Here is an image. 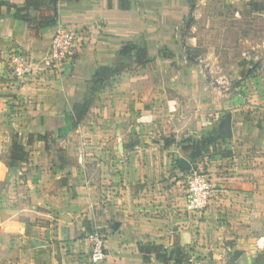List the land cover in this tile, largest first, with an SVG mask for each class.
<instances>
[{
	"label": "crops",
	"instance_id": "obj_1",
	"mask_svg": "<svg viewBox=\"0 0 264 264\" xmlns=\"http://www.w3.org/2000/svg\"><path fill=\"white\" fill-rule=\"evenodd\" d=\"M2 1L21 6L26 0ZM191 10L186 0H133L129 10L121 9L120 0H81L61 2L58 25L52 28L38 30L11 17L0 19V264H164L155 254L142 253L140 246L148 243L169 251L179 245L194 264H264L263 121L236 119L237 110L232 111L233 136L227 146L233 157L225 159L220 151L211 153L210 159L205 157L219 188L204 213L205 221L197 226L179 214L186 203L176 195L177 186L170 190V199L157 195L161 184L153 180L161 166L146 163L156 155L155 145L159 147V143L144 144L152 139L153 135L147 134L150 126L161 123L172 129L176 143L160 150L181 164L177 143L183 137L199 138L212 124L220 129L224 110L232 104L241 105L237 103L240 93L225 103L196 99L192 69L162 68L170 57L158 48L166 47L174 60L179 59V31L189 28L184 27V20ZM7 12L2 7L1 13ZM64 24L84 33L88 29L82 34L84 50L73 73L64 77L65 83L59 79L19 84L5 74V52L22 49L41 59L55 29ZM128 42L147 44L153 62L140 67L139 72H123L109 81L122 82L115 86L118 95L108 109L119 110L124 130L102 136L103 155L109 163L103 164L107 179L103 190L108 198L99 206L92 194L94 187H84L70 163L53 164L54 153L42 145L47 133L62 128L66 102L77 95L80 85L100 67L112 66ZM262 77L259 83L252 80L250 99L264 115V69ZM156 79L159 82L155 83ZM179 123L190 127L186 131ZM130 141L135 144H128ZM14 142L25 147L28 154L24 160H13ZM247 155L252 159L247 161ZM111 179L120 183L117 191L131 181L149 184L144 192L149 199H144L141 191L130 202L112 195L115 187L110 186ZM96 221L104 223L99 227L106 236L107 257L100 263L91 260L88 239Z\"/></svg>",
	"mask_w": 264,
	"mask_h": 264
},
{
	"label": "rangeland",
	"instance_id": "obj_2",
	"mask_svg": "<svg viewBox=\"0 0 264 264\" xmlns=\"http://www.w3.org/2000/svg\"><path fill=\"white\" fill-rule=\"evenodd\" d=\"M186 1L189 3L190 8L193 9V11L191 10L190 15L184 20V27L189 26V28L184 30L182 27V29L179 31L182 42L179 46L180 57L179 59L174 60L176 57L172 58V53L166 47L160 46L158 48L159 53H164L165 56L170 57V61L167 60L164 63L165 66L162 68L192 69L193 72L191 84L192 86H195V90H198L197 93H194L196 99L205 98V100L210 102V104H214V101H220L222 103L228 102L230 99L237 98L238 94L240 93L241 95L238 97L240 100L237 102L241 103L240 107H235L234 104L227 107L224 110L225 114H223V117L220 119L221 122L228 114H232V111L234 110H237L235 112L236 119L237 117H241L242 119H250L254 121L258 120L260 122H264L263 113H261L258 105H252L253 103L250 99V96L252 95L250 89L253 87L252 80L256 79L259 83L260 80L263 79L264 0ZM47 13H49V11H44L43 14ZM63 26L74 28V30L76 29V27H73L69 24H64ZM85 31L87 32L88 29H85ZM80 33L83 35L85 34L83 29H81ZM138 44L142 46L145 45L147 47V44L143 42ZM84 47L85 38L82 36L78 47L79 51L75 53L76 55H74V60L69 61V63L65 65L63 68L65 70L63 72L57 73L56 75L46 76V78L42 79V81L46 84L53 80L59 79L64 82V77H68L73 73L75 65H77V57H80ZM43 58L39 60H42ZM2 64L3 70H6L5 74H9L8 68L6 67L3 60ZM139 68L140 67L131 66L128 72L138 71ZM92 78L93 77H89L80 85L77 95L74 98L68 100L67 102L65 101L68 107L67 110L71 111L74 104L81 102L90 94V89L92 87L90 82ZM157 82H159V79H156L155 83ZM117 84L122 85V82L120 84L118 79H115L113 82H108L94 94V102L92 107L90 108L89 113L82 124L77 129L70 132L64 138H62L60 134L61 128L53 130L46 134L42 145L43 148L47 149L49 153H54L53 157L51 158V162L53 164L57 163L63 165L65 163H70L76 170V176L79 178L80 183H84V187H86L88 184L94 187L92 194L99 206L103 205V201H105L106 197L108 198L106 192L103 190V187L107 186V179L103 176L105 175L103 171V164L105 163L109 165V163L106 162L107 157L103 155V144L105 141L102 140V136L105 133L107 134L111 132L113 134H120L121 131L124 130L121 123L124 121L120 122L118 119L121 118L118 116L119 110L117 108H114L113 111L108 109L110 106L109 104L111 103L110 101L114 102L117 97L116 95H118V87H115ZM113 86L115 87L114 89L117 88L116 93H113ZM194 94L190 93V97H193ZM180 97L184 98L181 95ZM169 98L170 95H167L166 100H170ZM67 110L64 112V118L66 113L69 112ZM191 119L192 116L188 117L187 121L191 122ZM179 124L186 131L190 127L188 124ZM64 125L63 119L62 127H64ZM150 128L151 129L147 134L153 135L152 139H150L148 142H145L144 144L148 146L150 143H159V147L155 145L156 151L154 153H156V155H154L152 159L149 157L146 159L147 164L150 162H156L155 166H161V168L157 169L159 170L156 173L157 178L153 180L154 183L161 184V186H159L161 190L158 191L159 194L157 195L161 198L169 197L173 195L171 193L172 191H170L172 187L177 186L175 188L177 192L176 195H178V197H182L186 203L183 207L184 211H180L179 214H185L191 219V222L195 226L201 224L205 221L204 213L207 211L205 210L204 212H196L191 210L188 205V195L184 175H187V172L190 170H182L179 159H177V161L175 159L171 160L170 156H172V154H165L166 152L160 150L161 147H164V145L167 144V139L173 138V135L170 132L172 129L167 128L161 123H156V125H152ZM132 132H134V129ZM138 132L140 133V131ZM210 133H217V135L220 137L219 129H217L214 124H212L210 129L201 134L199 138L196 137L198 139H193L192 137H183L177 143L179 146L178 148H180L182 151V155H180L178 158L182 157V160H188L192 167H200V169L209 174L210 179L214 183V192L216 195V192L219 188V183L215 181L212 171H209L205 157L210 159V156H212L215 152L220 151L219 153L221 157L225 159L232 158L233 150L229 151L230 149L227 146V140H230L232 137L227 139L223 138V141H218L209 149V153L207 155L197 160H192L190 157L191 153L184 152L182 149L183 146L186 145L181 144L182 141L187 139L200 140ZM136 134H138L137 131H135L134 137H136ZM135 141H130L128 144L134 143ZM32 142L33 138L28 139V145ZM22 147L24 154H28L25 151V147ZM211 153L213 154L210 155ZM82 154H84L85 161L80 162L78 159ZM249 157L250 155H247L245 159L247 161L252 159H248ZM114 163L117 164L118 162ZM151 166H153V164ZM104 181H106L105 184ZM110 186L115 187L113 191L114 194L112 195L116 197L121 196L124 200H128L127 202H130L131 198L138 196L140 191V195H142L144 199H149L146 198V193H144L145 188L149 187V184L140 185V183H133L131 181V183H128V185H126L121 191H117V187L120 186V183H115L111 179ZM86 192L87 194L91 193L89 190ZM85 194L86 193L83 191L82 195L84 199L86 197ZM154 196L156 195H153L152 197ZM170 198L171 197H169V199ZM154 199L156 198L154 197ZM177 202L179 203V201ZM212 204L213 203L211 202L210 206ZM147 208H151L150 205H148ZM178 208L181 209V206ZM86 223L87 222L85 220V224ZM103 224L104 223L102 221H96L92 226V230L104 232L102 228L99 227V225ZM152 244L156 243H148L145 246H147L146 248H150L149 246ZM164 251L168 252L169 250L164 248ZM186 263L194 264L189 261Z\"/></svg>",
	"mask_w": 264,
	"mask_h": 264
},
{
	"label": "trees",
	"instance_id": "obj_3",
	"mask_svg": "<svg viewBox=\"0 0 264 264\" xmlns=\"http://www.w3.org/2000/svg\"><path fill=\"white\" fill-rule=\"evenodd\" d=\"M79 1L81 0H26L21 6L2 1L0 2V19L11 17L28 23L30 26L34 27V29L38 30L52 28L58 25L59 4L61 2ZM132 2L133 0H120L121 9L129 10L132 6ZM2 7L7 8V14L1 13ZM12 11H14V13H12ZM44 11H49V13L43 14ZM152 62L153 59L150 57L148 48L145 45L142 46L132 42L124 43L117 54L114 64L112 66H102L96 71L90 82L92 85L90 94L81 102L74 104L72 110L66 113L64 118L65 125L60 129L61 137H66L70 132L74 131L82 124L92 107L94 94L106 83L116 76H119L121 73L128 72L131 66L143 67ZM223 140L224 139L219 137L217 133H210L200 140L187 139L182 141L181 144L186 145L183 146V151L191 153L190 157L192 160H197L207 155L209 149L218 141ZM166 143L167 145L174 144L176 140L174 138L167 139ZM22 149L23 147L17 144V142L14 143L13 160L20 161L26 158V154H24ZM182 170L184 169L182 168ZM146 247L147 246L143 244L140 246L142 253L146 255L155 254L157 259L164 264H169L170 262L184 264L188 261L183 248L179 245H175V247L168 252L164 251L163 246L157 244L150 245V248ZM144 260H148V256H145Z\"/></svg>",
	"mask_w": 264,
	"mask_h": 264
},
{
	"label": "built area",
	"instance_id": "obj_4",
	"mask_svg": "<svg viewBox=\"0 0 264 264\" xmlns=\"http://www.w3.org/2000/svg\"><path fill=\"white\" fill-rule=\"evenodd\" d=\"M82 36L80 30L60 25L55 29L49 49L42 60L35 59L22 49L5 52L2 60L14 82L26 84L42 81L46 76L63 72L65 65L74 60ZM79 160H84V154L79 156ZM184 177L189 208L196 212H204L210 207L215 194L213 181L200 167H191ZM88 239L92 246L91 260L94 263L104 261L107 257L106 236L94 230Z\"/></svg>",
	"mask_w": 264,
	"mask_h": 264
},
{
	"label": "water",
	"instance_id": "obj_5",
	"mask_svg": "<svg viewBox=\"0 0 264 264\" xmlns=\"http://www.w3.org/2000/svg\"><path fill=\"white\" fill-rule=\"evenodd\" d=\"M219 135L221 138L227 139L233 136V119L232 114H228L221 123L219 129ZM182 168L187 171L190 170L192 165L188 160L183 159L181 161Z\"/></svg>",
	"mask_w": 264,
	"mask_h": 264
}]
</instances>
